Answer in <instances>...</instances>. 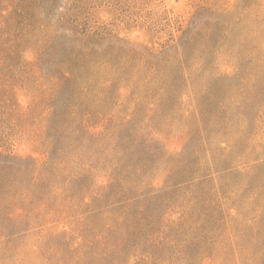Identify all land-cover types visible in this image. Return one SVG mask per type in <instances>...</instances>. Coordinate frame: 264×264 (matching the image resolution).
<instances>
[{
    "label": "rangeland",
    "instance_id": "rangeland-1",
    "mask_svg": "<svg viewBox=\"0 0 264 264\" xmlns=\"http://www.w3.org/2000/svg\"><path fill=\"white\" fill-rule=\"evenodd\" d=\"M0 264H264V0H0Z\"/></svg>",
    "mask_w": 264,
    "mask_h": 264
}]
</instances>
